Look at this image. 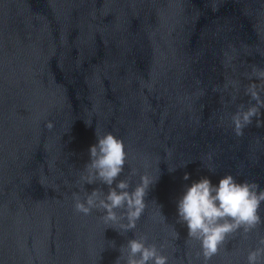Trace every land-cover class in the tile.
Returning <instances> with one entry per match:
<instances>
[{"label": "water", "instance_id": "95a60500", "mask_svg": "<svg viewBox=\"0 0 264 264\" xmlns=\"http://www.w3.org/2000/svg\"><path fill=\"white\" fill-rule=\"evenodd\" d=\"M253 65L264 0H0V264H115L138 234L169 264H204L178 199L201 177L264 189V108L241 137L231 121ZM96 129L125 143L119 179L158 177L126 234L74 210ZM262 238L264 223L240 229L208 264H247Z\"/></svg>", "mask_w": 264, "mask_h": 264}, {"label": "clouds", "instance_id": "9594fccd", "mask_svg": "<svg viewBox=\"0 0 264 264\" xmlns=\"http://www.w3.org/2000/svg\"><path fill=\"white\" fill-rule=\"evenodd\" d=\"M247 75L253 81L245 88V94L250 97L249 105H239L231 115L233 131L237 137L244 135V129L252 124L254 117L261 116V108H264V98L261 96L264 93V69L253 65L252 72ZM236 87L238 90L239 86ZM262 125L264 121L258 119L257 127ZM53 127V122L49 121L47 128L51 130ZM96 136L98 142L90 147V158L85 165V174L81 176L84 196L73 193L74 210L85 216L96 210L102 213L100 219L104 224L118 230L120 234H126L136 229L147 207L145 198L158 177L152 178L145 173L140 176V182L135 188H132L131 177L138 174L137 169H132L128 178L119 179L128 163L123 139L110 131L100 134L97 129ZM211 158L210 153L208 159ZM208 170L214 171L210 166ZM189 178L190 175L185 174L184 179ZM97 182L107 186V193L101 188H94L90 193L84 190V184ZM262 203L264 189L255 181L238 182L234 175L227 174L219 180L218 185H214L210 178L201 177L186 186L178 199L177 223L186 225L188 238L200 245L197 258L202 256L204 264H208L220 253L230 236L243 229L247 238V234L264 223L260 214ZM114 226H118V229ZM176 235L178 237L179 233ZM148 239L146 234H138L129 239L126 245L120 247V255L115 264H169V257L161 251L165 245L150 244ZM247 264H264V238L259 240L258 247L249 251Z\"/></svg>", "mask_w": 264, "mask_h": 264}]
</instances>
